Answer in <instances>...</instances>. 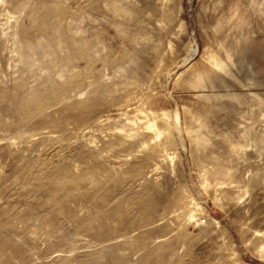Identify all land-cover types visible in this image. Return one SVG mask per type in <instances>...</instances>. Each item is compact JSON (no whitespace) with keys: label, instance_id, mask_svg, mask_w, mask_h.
Instances as JSON below:
<instances>
[{"label":"rangeland","instance_id":"1","mask_svg":"<svg viewBox=\"0 0 264 264\" xmlns=\"http://www.w3.org/2000/svg\"><path fill=\"white\" fill-rule=\"evenodd\" d=\"M0 264H264V0H0Z\"/></svg>","mask_w":264,"mask_h":264}]
</instances>
